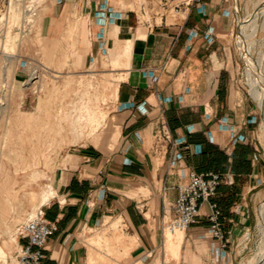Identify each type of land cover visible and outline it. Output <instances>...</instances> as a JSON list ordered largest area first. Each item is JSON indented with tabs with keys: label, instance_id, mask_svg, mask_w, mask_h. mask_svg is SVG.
Returning a JSON list of instances; mask_svg holds the SVG:
<instances>
[{
	"label": "crops",
	"instance_id": "crops-1",
	"mask_svg": "<svg viewBox=\"0 0 264 264\" xmlns=\"http://www.w3.org/2000/svg\"><path fill=\"white\" fill-rule=\"evenodd\" d=\"M102 5L110 11L99 12ZM144 11L160 15L158 23L140 20ZM243 11V0H143L141 5L64 0L49 8L41 26L49 60L54 61L52 48L60 43L61 61L85 65L126 37L131 47L129 66L109 105V145L67 155L53 174L55 196L42 214L58 230L43 264L235 263L237 225L246 220L240 206H248L249 183L264 180L263 145L256 132L261 117L240 80L245 66L236 41ZM118 52L115 48L113 56ZM162 114L175 145L155 138ZM192 172L234 176L235 184L221 185L214 199L228 246L213 238L205 204L198 222L185 232L179 257L167 261L165 225L175 216L179 186ZM119 219L117 235L123 238L114 246L117 256L95 249L109 262L91 261L88 240L108 220ZM199 249L204 258L196 256Z\"/></svg>",
	"mask_w": 264,
	"mask_h": 264
},
{
	"label": "rangeland",
	"instance_id": "rangeland-1",
	"mask_svg": "<svg viewBox=\"0 0 264 264\" xmlns=\"http://www.w3.org/2000/svg\"><path fill=\"white\" fill-rule=\"evenodd\" d=\"M134 1L137 5L143 3ZM259 1L243 0L244 17L239 22L253 16ZM63 3L64 0H0V264H16L19 235L25 224L55 196L53 174L65 163L66 156L84 147L109 145V105L116 97L117 85L124 79L123 69L129 66L131 41L127 37V41L119 40L113 49L110 46L94 55L86 65L81 60L61 61V43L52 48L56 50L54 61L49 60L51 53L41 26L49 8ZM140 20L151 17L140 13ZM253 33L250 24L246 34L252 38L251 52L257 59L262 55L264 58V25ZM236 42L238 47V38ZM115 48L119 50L117 56H113ZM71 49L78 51L76 45ZM36 69L40 72L39 80L26 82ZM242 69L240 80L250 99L262 110L248 81V68ZM256 125L264 154L263 120L258 119ZM113 134L116 136L115 131ZM249 186L244 200L248 206H240L239 210L245 213L246 220L237 225L240 233L233 245L234 264H257L261 258L264 260V253L258 252L262 237L257 225L258 208L264 201V180L253 179ZM102 228L88 240L93 262H109L106 255L96 253L95 249H105L107 254L117 256L114 246L123 238L117 235L121 219L108 220ZM177 233H166L167 261L177 259L184 245L185 233ZM196 256L204 258L205 254L199 249ZM197 264L201 262L198 260Z\"/></svg>",
	"mask_w": 264,
	"mask_h": 264
},
{
	"label": "built area",
	"instance_id": "built-area-1",
	"mask_svg": "<svg viewBox=\"0 0 264 264\" xmlns=\"http://www.w3.org/2000/svg\"><path fill=\"white\" fill-rule=\"evenodd\" d=\"M197 0H188V4L196 2ZM109 12L110 9L102 5L99 12ZM150 15L151 20L143 21L152 26L157 24L156 17L158 14H151L144 11V15ZM101 24L104 27L108 18L103 14L100 16ZM162 19V18H160ZM161 21V20H160ZM104 28H102V35ZM103 37V36H102ZM106 50V49H105ZM40 78L38 69L29 74L26 82H36ZM155 138L158 144H172L175 145L171 130L164 118L160 115L158 118V125L156 127ZM233 186L235 184L234 176L231 174H221L218 172L196 173L190 174L189 182L181 185L178 188V198L174 204L175 216L165 225L164 243L166 242V233L176 234L177 232L185 233L198 222L202 212V207L206 204L209 209L207 215L213 238L217 240L222 248H227L228 242L226 234L223 229L222 210L216 202L215 197L221 185ZM58 230L56 222L47 220L40 213L30 219L23 227L20 233V239L26 240L25 243L18 242L16 264H43L46 258V250L51 235Z\"/></svg>",
	"mask_w": 264,
	"mask_h": 264
},
{
	"label": "bare ground",
	"instance_id": "bare-ground-1",
	"mask_svg": "<svg viewBox=\"0 0 264 264\" xmlns=\"http://www.w3.org/2000/svg\"><path fill=\"white\" fill-rule=\"evenodd\" d=\"M256 7H259V10L257 11V13L253 14V16H251L247 20L246 19L242 20L243 24L240 27L241 35L238 37V48H245V47L247 48V56L245 58V61H246L247 68H248L247 69L248 70V74H247L248 75V81L252 87L253 95L255 96L257 101L261 104V108H262V111L264 113V58H263V55L258 59L255 58L254 52H251L252 43L250 42V40H252V38L249 37V35L248 36L246 35V27L248 25L251 24L252 30L254 32L253 35H255L257 33V31L261 30L263 25H264V0L259 1L258 6H255V9H256ZM19 33H20V31H19ZM254 40H255V38H254ZM91 81H92V79H91ZM94 116H92V118ZM263 124H264V121H263ZM257 216H258L257 225L259 228L258 230H259V233L262 237V241L258 246V252L260 251V253L262 255V253H264V201L260 204V206L258 208ZM182 234H181V236H182ZM98 241H97V243H98ZM180 241H181V239H180ZM258 252H257V254H258ZM259 257H260V255H259ZM261 259L260 260L257 259L260 262L257 264H264V260H261ZM255 264H256V262H255Z\"/></svg>",
	"mask_w": 264,
	"mask_h": 264
},
{
	"label": "water",
	"instance_id": "water-1",
	"mask_svg": "<svg viewBox=\"0 0 264 264\" xmlns=\"http://www.w3.org/2000/svg\"><path fill=\"white\" fill-rule=\"evenodd\" d=\"M258 10H259V7H257V8L253 11V14L257 13ZM242 24H243V21H240V22H239V26H238V34H237L238 37L241 35V33H240V27H241ZM238 49H239L240 54H241L242 62H243V64H244V66L246 67L247 64H246L245 58H246V56H247V48L245 47V48H238ZM258 111H259V114H260L261 119L264 121V114H263V111H262L260 108H258Z\"/></svg>",
	"mask_w": 264,
	"mask_h": 264
}]
</instances>
